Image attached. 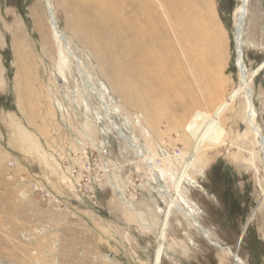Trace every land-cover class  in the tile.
<instances>
[{"label":"rangeland","instance_id":"1","mask_svg":"<svg viewBox=\"0 0 264 264\" xmlns=\"http://www.w3.org/2000/svg\"><path fill=\"white\" fill-rule=\"evenodd\" d=\"M81 1L50 0L72 55L59 70L45 1L0 0V264H236L228 249L264 264V168L244 163L257 149L235 66L239 0H86L163 31L175 73L164 60L157 91L132 81L125 31L99 26ZM239 38L264 141V0H248ZM87 83L207 238L157 192Z\"/></svg>","mask_w":264,"mask_h":264},{"label":"bare ground","instance_id":"2","mask_svg":"<svg viewBox=\"0 0 264 264\" xmlns=\"http://www.w3.org/2000/svg\"><path fill=\"white\" fill-rule=\"evenodd\" d=\"M44 1L46 3V8L49 14V24L51 26L53 39L55 40L56 47L58 49L59 70H62V67H64L67 58L71 54H69L67 51L68 49V44L66 45L67 40L63 37V33L59 31L53 19L50 0H44ZM113 1L115 3L118 2V0H113ZM90 2L92 1H86V0L81 1V4H83V7L85 9L84 13L87 14L88 18L90 17L92 21H94L99 26L104 28L112 25L113 26L112 31L115 34L121 32L122 30L125 31L126 36L124 37L125 39L123 45L125 47L124 60L128 63V70H131L132 72L131 75L132 81H135L137 83H140L142 81L144 83L146 79L152 80L153 89L154 91H157L158 88H156L154 81L158 82L159 79L158 68L163 64L164 60L168 61V65L170 67L169 76L175 73V69L173 65L174 63L173 58L175 56L167 51L168 46H165L160 42V32L162 34L163 31L157 26H155L153 23H149V22L146 23L144 22L143 27L138 26L135 23L137 17H131L129 19H126L125 21L122 20L124 10L121 6L105 8V7H98L97 5H94ZM247 3L248 0H239V6L237 7L236 10L235 43L238 47L237 52L239 54L241 53L242 50V43L239 41L240 39L239 37H240V32L244 18L246 16ZM84 17H86V15ZM146 21L148 20L146 19ZM63 42H66L65 45L62 44ZM236 61L240 75V79H239L240 88L245 95V102H246L245 116H246L247 124L250 126V130L254 131V132L252 131V133L255 135V139H256L255 147L257 149L256 156L253 153H250L252 150L245 149L246 150L245 153L249 154L250 159L246 160V162L244 163L247 164V168L251 169V171H253L255 174L257 173V169L259 165L264 168V141L263 138L260 136L259 130L257 129L258 127L256 125V114L253 110V100L250 94L251 87L249 89L250 81L248 74L245 73L243 62L242 60L240 62L239 56L237 57ZM87 87H90L89 91L91 93L92 87L88 83H87ZM92 94L95 95L99 105L101 106L104 120H107L109 124H113L112 129L115 130L119 138L123 140V142L126 145H129L130 147L129 149H131L133 153H135L136 157L142 160L149 169V173L152 177L157 192L160 193V195L162 196H166L170 201V203L172 204V207L176 211L187 217L193 223V225L200 230L202 236L207 238V231L203 229L201 225L195 221L194 214H192L188 210L186 211V209L184 208V206H182V203L178 200L173 190L167 187L164 188L161 184H159L161 175L159 171L155 168L152 160L144 156L142 151L138 148L136 142L131 137H128L124 133V130L117 123L114 122L111 123L109 121L110 120L109 110L106 107L105 103L103 102L102 97L97 93H94L93 91ZM191 101L192 100L190 97L189 103H191ZM228 252L230 255L233 254L229 249ZM235 258H236L235 259L236 264H242V261L238 257Z\"/></svg>","mask_w":264,"mask_h":264},{"label":"built area","instance_id":"3","mask_svg":"<svg viewBox=\"0 0 264 264\" xmlns=\"http://www.w3.org/2000/svg\"><path fill=\"white\" fill-rule=\"evenodd\" d=\"M168 152H169V151H166V150L163 151L165 157H167V153H168ZM169 153H170V155L172 156V158H173V157H175V158H179V157L181 156V153L176 152V151H172V150H171ZM102 163H103L104 165H106L103 161H102ZM11 164H13V163H10V165H11ZM86 169H87V170H92V171H93V169L89 166V164H87ZM35 176L40 177V176H38V175H35ZM84 177H85V176H84ZM44 180H47V179H44ZM85 180H87L86 177H85ZM34 182H35V183L32 182V184H31L32 187H33V190L36 191V192H38V193L40 194V197H41L42 200L47 201V202H54L55 204H56V203H60V201H59L58 199H56V197L53 196V195L47 190L46 187L40 185V184L38 183L37 180H34ZM86 192L91 194L90 197H91L92 199L94 198V193H95V191H94L93 188H92V189L88 188V189L86 190Z\"/></svg>","mask_w":264,"mask_h":264},{"label":"water","instance_id":"4","mask_svg":"<svg viewBox=\"0 0 264 264\" xmlns=\"http://www.w3.org/2000/svg\"><path fill=\"white\" fill-rule=\"evenodd\" d=\"M234 46H235V55H236V58L239 56V57H240V62H241V53L239 54V53L237 52V48H238V47H237L235 41H234ZM236 58H235V66H236V64H237ZM201 230H202V229H201ZM233 255H235V254H232V257H233L234 259H236V258H235L236 255H235V256H233Z\"/></svg>","mask_w":264,"mask_h":264},{"label":"crops","instance_id":"5","mask_svg":"<svg viewBox=\"0 0 264 264\" xmlns=\"http://www.w3.org/2000/svg\"><path fill=\"white\" fill-rule=\"evenodd\" d=\"M3 111H4V110H3ZM7 163H8V162H7ZM10 163H13V164L10 165ZM8 164H9V166H11V167H15V166H16V165H15L16 163H14L13 161H10ZM8 164H7V166H8Z\"/></svg>","mask_w":264,"mask_h":264}]
</instances>
